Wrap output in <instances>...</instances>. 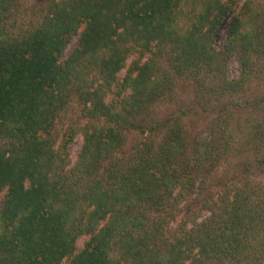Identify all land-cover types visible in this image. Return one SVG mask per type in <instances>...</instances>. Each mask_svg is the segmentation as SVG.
Here are the masks:
<instances>
[{"label": "trees", "instance_id": "16d2710c", "mask_svg": "<svg viewBox=\"0 0 264 264\" xmlns=\"http://www.w3.org/2000/svg\"><path fill=\"white\" fill-rule=\"evenodd\" d=\"M25 3L0 0V264H264V124L241 116L264 94L234 101L261 0H47L19 28ZM180 80L195 100L157 118Z\"/></svg>", "mask_w": 264, "mask_h": 264}, {"label": "rangeland", "instance_id": "374dc122", "mask_svg": "<svg viewBox=\"0 0 264 264\" xmlns=\"http://www.w3.org/2000/svg\"><path fill=\"white\" fill-rule=\"evenodd\" d=\"M47 0H26L25 8L23 10V13L21 14V17L19 19V28H29L34 27L37 25L38 22L41 21L42 16L44 14L45 4ZM261 3L264 4V0H261ZM225 31L221 35V39L224 38ZM76 38L73 40V43L68 47L65 56H67L73 47L76 45ZM259 63V69L258 74L256 76V80L252 83L250 88H248V91L245 93V95L241 97H237L235 102L239 103L240 105L245 106L248 105L249 102H255L258 101L263 97L264 94V57L260 60ZM239 72V66L236 62H233L231 65V70L229 71V74L231 77H234L238 75ZM196 93L193 89V85L189 81H183L180 80L177 82L174 95L173 97L167 98L165 100L160 101L157 103V105L154 107V114L157 118H164L168 114L172 113L173 111H176L182 107H187L192 101L195 100ZM246 121L245 123V129L249 128L250 121L252 122V119L257 117L261 119V123L264 124V112L262 109L257 108V111H252V109L249 110H243L241 115ZM249 117V118H248ZM209 119L211 120V117L208 113H195L192 117L191 124L195 126V129H203L207 123L209 122ZM234 120H238V116L234 117ZM136 135H130L128 139V145L127 147H131L134 144V141L136 140ZM245 135L241 136V139L238 142L237 146L246 145L245 144ZM83 144V137L79 136L76 138L75 142L70 147V153L73 160V164L77 161L80 149ZM241 144V145H240ZM254 157V156H253ZM261 158V154L258 156ZM229 167V164H223L216 175H223L225 170ZM216 175L214 177L216 178ZM249 180L251 187H253L255 190L256 188L264 187V173L258 171L257 169H252L249 172ZM211 190L213 193L220 192L219 188L212 187ZM261 191V190H260ZM2 197H0V207L2 205ZM80 244H83V241H80Z\"/></svg>", "mask_w": 264, "mask_h": 264}]
</instances>
